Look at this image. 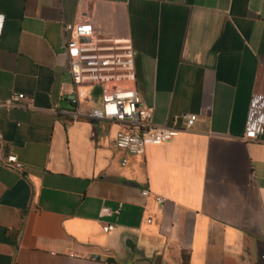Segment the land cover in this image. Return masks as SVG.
<instances>
[{
    "label": "crops",
    "instance_id": "0c3cea01",
    "mask_svg": "<svg viewBox=\"0 0 264 264\" xmlns=\"http://www.w3.org/2000/svg\"><path fill=\"white\" fill-rule=\"evenodd\" d=\"M79 21L130 40L140 102L176 136L129 155L113 146L120 124L64 113L61 27ZM93 88H76L82 113ZM253 94L264 0H0V156L22 164L0 165V264H264V131L243 138Z\"/></svg>",
    "mask_w": 264,
    "mask_h": 264
},
{
    "label": "built area",
    "instance_id": "2783aa9c",
    "mask_svg": "<svg viewBox=\"0 0 264 264\" xmlns=\"http://www.w3.org/2000/svg\"><path fill=\"white\" fill-rule=\"evenodd\" d=\"M61 49L66 58V72L69 74L73 91L70 102L73 107L64 113L77 117L121 125L114 136V148L129 155L143 154L147 146H156L172 139L180 131L176 127H154L151 112L140 102L135 86L133 49L128 38H116L96 32L86 21L63 24L61 27ZM77 86L97 87L100 102L89 107L86 113L79 110L80 101H86V95L77 91ZM24 98L22 93L11 94L1 104L16 106ZM183 129H190L196 120L194 114H182ZM264 131V95L253 94L248 102L243 138L257 140ZM2 136L0 134V149ZM126 160L121 159L123 166ZM0 165L22 171V164L12 154L0 156ZM140 194L145 197L147 190ZM157 202L161 201L156 197ZM107 213V208H102ZM149 222V220H146ZM110 225L102 226L107 232Z\"/></svg>",
    "mask_w": 264,
    "mask_h": 264
},
{
    "label": "rangeland",
    "instance_id": "374dc122",
    "mask_svg": "<svg viewBox=\"0 0 264 264\" xmlns=\"http://www.w3.org/2000/svg\"><path fill=\"white\" fill-rule=\"evenodd\" d=\"M89 94V98L91 102L94 101V103H97V105H99V102H100V95H99V89L97 87L93 88L92 90H89L88 92Z\"/></svg>",
    "mask_w": 264,
    "mask_h": 264
},
{
    "label": "water",
    "instance_id": "95a60500",
    "mask_svg": "<svg viewBox=\"0 0 264 264\" xmlns=\"http://www.w3.org/2000/svg\"><path fill=\"white\" fill-rule=\"evenodd\" d=\"M106 262L114 264V260L112 258L106 259Z\"/></svg>",
    "mask_w": 264,
    "mask_h": 264
}]
</instances>
